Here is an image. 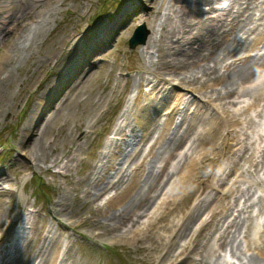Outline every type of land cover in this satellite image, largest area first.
I'll use <instances>...</instances> for the list:
<instances>
[{
	"label": "rangeland",
	"instance_id": "374dc122",
	"mask_svg": "<svg viewBox=\"0 0 264 264\" xmlns=\"http://www.w3.org/2000/svg\"><path fill=\"white\" fill-rule=\"evenodd\" d=\"M148 1L149 0H142L138 6L134 5L136 4L135 0H51L49 2L41 3L39 4L41 5L39 10H35V8L33 9L34 13L32 17L35 20L31 19L28 24H22L20 31L25 32L28 31L27 29H35V25L33 24H40L39 21L42 19L43 22L40 26L47 24L48 30L49 32L51 31V33H49L48 36L47 34L44 35V38H39L41 35L36 36L34 42L30 43L32 46L30 50H26L24 52L22 51L21 53L20 49H17L16 52L15 50L8 49L6 55L1 57V63L3 62L2 67L7 69V71L13 76V83L9 89L6 85H1L0 87V109L2 106L10 108V111L0 116V145H3L7 148V150H12L9 154L3 157L2 162L7 163L13 154L17 155L19 153L22 160L9 173V176L11 177L9 178V181L6 182L8 184L7 188L14 192L15 197L11 198V204H5V206H9L6 207L7 209L9 208V211H5V220L1 223L2 225H0V240H6V242H8L11 238L8 233L1 237V232L6 229L9 219L15 218L16 220H23L24 223H29L32 219L36 220L34 217L27 216L25 214L28 210H30L31 206L37 207L38 202H40L41 193L38 190L47 191V198H49L50 202L42 210L39 209L41 222L36 228L37 230L34 229L27 235L29 238H32L35 235L38 236L42 226H45L43 238L47 235V239L42 242H46L45 248L46 250L48 249V251L38 255L36 246H25L20 259L16 262V264H47L50 260L52 261L55 251L58 250V246H60V243L63 241H58L57 244L50 242V234L47 232L49 228L52 229V232L62 233L63 236L68 238L70 242L72 239L67 236L68 233L66 232L72 233L76 238L72 251L65 261V264H153V254L149 253L147 250H141V246H143L142 240L134 244L126 242L118 243L116 241H112L108 235L103 236V228L96 226L97 224L92 226L80 224L82 221L81 217L84 216V214H90L98 221H101V219L103 221V217L101 215L100 218L99 214L94 212L95 208L91 203L85 202L88 197H85V192L83 193L81 191V187H84V190L89 187L88 189L89 191L91 189V194L96 193V191L92 189V186L90 187L91 181H84V185H76V182L85 176V171H80L78 163L74 164L73 169L69 172V175L71 174L72 177L69 179H63L61 175H53L50 172H47V169L50 168L51 170H54V172L63 173V170H61L58 165H53L51 163L52 160L56 156L62 158L63 153L70 145L71 136L72 138H78L79 136L77 133H82L79 130L78 132L76 131V127L80 121L84 127L86 124L94 121L93 117L97 114V112L100 114L99 112L102 109L100 108L101 102L98 104L94 102L96 94L104 91L106 96H108L111 88L115 84L114 75L106 76L108 74L109 65H103V70H100L102 65L94 69V73H91L83 80L77 89L78 91L76 95L67 101L58 116L49 123V128H47V131L40 138V144L45 146H43V149H40V152L43 153L44 156L46 155L45 160L42 161L39 158H32L33 155L30 153L33 150V145L35 144V140H32V135L33 133L40 132L38 128L35 129L36 132L31 131V127H35L36 125L35 118L33 117V110L39 105V96L49 95V97H52L55 86L59 85L62 79H66L65 74H67L69 70L68 67L72 66V64H76L78 60L81 59L80 57H82V55H80V50L89 51L90 47L96 41H99L100 36L103 37V42H106L104 39L107 38L109 44L104 45V47L98 45V48L101 49H99V51H95L96 53H93L89 60L91 62H95L100 55H104L105 50L106 53L117 56L115 53L120 50V53L117 56L119 61L117 62L118 68L114 69V71L131 72L133 77L130 81L141 76H151L152 78H155L151 75V69H156L157 71L164 73L165 71L159 63L161 58H164L167 62L172 61L175 62V64L178 63L175 57L171 54L164 53L162 57L159 56V53L155 52L156 49L153 48V43L156 47H158L159 44H165L167 51L169 50V44H171L175 39L170 41L164 40L162 33V37L160 38L161 29L158 26L163 25V32L167 29L169 24L172 25L173 23H176V19L170 15L174 14L176 9L177 12L180 11V7L184 6L185 3L180 1L175 5V0H159L156 3V7H159L160 10L158 14H155L157 15L156 17L154 15L149 19H138L141 15V11L145 10L146 14L150 11L151 7ZM136 7H138L137 10L135 9ZM251 8L252 5L249 9ZM186 11L189 10L186 9ZM123 15L127 16V18L121 19ZM39 17L41 19H38ZM240 20L246 21L249 26H255V23H249L245 16H241ZM153 22L154 27H152ZM258 23L264 24V21H259ZM108 24H112L111 28L118 24V29L115 31V29L112 28L113 30L109 33L107 31L109 30ZM142 24L145 25L146 30H148L149 35H151V42L149 44L147 43L146 46H137L131 51L128 49V40L134 29ZM38 31L39 30L36 29L32 36ZM100 31L102 32L100 33ZM71 33L74 34V37L67 36L71 35ZM242 34L243 33H239L237 38H244L245 36ZM220 36L221 35L216 36L212 42H210L208 47H206L200 54H208L209 50L220 39ZM64 38L70 40V42H68L69 44H67V48L63 51V54L61 50L56 58H53L54 61L52 60L51 62L44 63L42 65L39 78L40 85L32 88V96H29L26 93H21V95H19L18 92L23 89L22 80L26 78V75L33 74L34 69H37L39 64L43 63V56H46V54L49 53L47 50H49L50 44L51 47L55 45L58 47L59 41ZM214 40H216V42H213ZM20 42L21 41H19V43ZM71 42L73 43L70 44ZM143 49L148 53V56L151 57L148 61H143L139 57V54ZM123 52L126 54L123 55ZM179 60L186 61L184 57H179ZM37 70H35V72ZM192 72L196 74L198 69H192ZM86 73L87 69L83 68L82 72L77 74L76 79L80 75L84 76ZM164 74L165 77L171 78V81L164 84V86L171 87L173 83L178 82L181 78V76L169 77L168 75L170 74V71ZM200 75L201 74L198 76ZM201 81L202 80L196 82L195 84L197 85V83ZM71 82H73V80ZM48 88L49 91L47 90ZM130 90L131 88L128 87L127 91ZM144 90L141 94H144ZM138 91L139 89L136 90L135 93L138 94ZM204 92L208 96L211 95V90L209 89ZM105 93L102 97L105 96ZM16 95H19V98L22 97V100L18 104L13 100V96ZM115 95L116 93H114V96ZM58 98L59 96L57 97L56 94L54 102L47 100L44 106L39 105L41 111L50 110L51 113L53 111L52 109L54 104H58L60 99ZM144 102V95H141L139 103L142 105ZM136 105L137 104L135 103L131 105L132 113L127 118L130 130L135 125ZM148 111L151 114L153 108H149ZM110 113L111 112L108 114L110 115ZM250 113L253 115L252 112ZM40 115L41 114L37 117ZM46 117L47 116L44 117V121L42 123H45V121L51 116L48 118ZM111 123L113 122L111 121ZM27 125L30 126L28 127ZM103 128L104 126H101L97 132L102 131ZM82 130H84V128ZM250 130L253 132L252 136H255L256 134H263L264 119L258 120L252 125ZM27 135L29 136L28 143L26 146H22L20 143L25 141L24 139ZM88 146L89 143H86L85 140L84 148H87ZM118 150L119 148L116 151ZM122 158V154L117 156L116 163L121 161ZM61 160L64 161V158ZM218 163L219 166H224L226 158L219 160ZM95 175L96 174H92L91 176ZM217 178L218 176L210 178L206 181V183L213 186L215 185L213 183L216 182ZM252 180L253 177L242 173L238 185L243 189L251 186L249 194L250 200L259 207V199L264 197V190L256 184L252 185ZM42 182L44 185H42ZM229 188L225 190H229ZM34 197H37V200ZM234 197L235 194L232 193V196L227 198L225 203L221 202L222 205L220 203H216L219 205V208L222 209V212L216 216V220L222 219L223 221L229 216L227 211L223 210V205L233 203ZM4 200L6 202L7 197H4ZM243 201L244 200L242 199L239 204ZM183 204L185 205V202ZM53 205H55L54 207L56 208L58 207V210L60 207H62V210H65L64 214L58 217V220L63 219V221L69 219V222L65 227L58 226V221L52 219L51 209ZM180 212H182V210H179L177 215ZM35 213L36 211H34V214L31 215H35ZM44 213L48 218L45 219ZM167 219L169 220V216L166 218V221ZM257 221L258 219H256L253 224H257ZM99 229H102V232L100 233V237H96L95 234ZM240 230L242 231V229ZM149 235H153V232H150ZM51 236L54 237L53 233ZM23 237L26 236L23 234ZM199 238L201 239V236H199ZM199 240L198 242L200 243V246L197 247V249L203 253L204 250H207V243H205L207 240H204L202 243V240ZM18 244L24 246V238L20 237ZM248 249L249 248L240 234L237 243L235 244V251L241 257L244 258L246 256L248 258L252 253V251H247ZM109 250H111L112 254L109 253ZM195 258L200 259V257ZM45 259L47 262H45ZM166 263L169 264L167 260L162 264ZM262 263L264 264V261Z\"/></svg>",
	"mask_w": 264,
	"mask_h": 264
},
{
	"label": "bare ground",
	"instance_id": "6f19581e",
	"mask_svg": "<svg viewBox=\"0 0 264 264\" xmlns=\"http://www.w3.org/2000/svg\"><path fill=\"white\" fill-rule=\"evenodd\" d=\"M180 1L182 3H185V5L182 6V8H188L189 13L185 15L184 13H182V8H181L180 14H175L174 16V19H176L177 21L176 23H173L172 25L169 24L167 29L163 32H162L163 25L158 26L161 29L160 32L163 34L164 40L170 41L176 38V40L173 41L171 44V46H173L175 49H178L179 46L174 45V42H177L181 45L187 43L188 37L186 35L188 33L190 35V33L194 30L197 24L195 21L198 20L199 18L201 19L202 9L199 8L200 9L199 10L197 9V7H201L203 6V4L212 3V0H175V5ZM19 2L20 0H7L5 2H0L1 7H4V5H9L8 7H12L15 10L11 18L9 17L7 19L8 24H12L11 26H7V28L11 29L13 27L14 35L12 36L11 40H8V38L6 39V37L0 38V53L4 52L7 49L15 50V52L17 49L18 50L20 49L21 53L22 51L24 52L26 50H30L32 48L30 43L34 42V39L36 36L41 35V37L39 38H44V35L47 34L48 36L49 33H51V31L49 32L48 30L47 24L40 26L43 20L39 17L38 19H41V21L39 22L40 24H33L35 25V29H28L27 32H24V33L22 32L19 36L18 31L15 32L16 27H18L19 24H21V22H25V21H29L33 19L32 16L34 13L33 12L34 6H32L31 4H24L23 6H21L19 5ZM148 3L151 6V14L152 15L157 14L159 12V9L156 7V0H149ZM253 4L255 3L253 2ZM233 5L237 6L238 14L239 16H241L240 13L242 12V10H241V5L239 1L234 0ZM175 12L177 13V9L175 10ZM209 14H211V12ZM228 14L229 16H231L230 12ZM233 18H235V16ZM237 24H239L242 29H244L245 26L247 25L245 21H238V20H237ZM239 25H237V27H235V25L232 26L230 28V33L229 34H227V32L224 33L217 42L216 40H214L213 42H216V43L213 45V47L211 48V50L209 51L207 55L199 54V53H202V50L204 48H206V47H203V49H201L199 53L192 51L191 53L186 54V58H187L186 62H179L175 64V62H172V61H168V62L165 61L164 58H161V60L159 61V63L161 64L162 68L165 71L164 73L170 71V74L168 76L170 77L182 76L183 77L180 79L179 82H177L178 85L182 86V88L188 89L192 87L191 89L197 93L198 91L204 93V91H206L207 89L211 90L212 95L210 97L212 98L213 96H215L214 101H219L221 103V104L219 103L218 106L223 112L222 117H223V123L225 127L227 125L231 126L232 124H237L240 126V130L242 131L240 135H237L236 137L229 139L228 145L232 141L236 142V141L246 139V142H247L249 139H251L252 136L247 132V130L249 126L254 123V121L250 117L248 118L246 117L245 120L241 121L237 115L241 112V109L233 110V112H230L228 110L229 106L227 108L224 107V105H227V102H225L224 100L231 99L230 102L228 101V103H234L233 108L235 109V107L240 105L239 102L245 103L243 98L249 95L252 99V102L244 104V111H249V110L254 111L255 108L260 107L261 106L260 103L264 101V95L261 94L264 91V80L260 84L254 86L251 90L246 91L243 89V86L246 83L250 82L251 78L257 73V70L264 66V57L260 56L258 58H253L251 60L243 62L241 65H237L235 68H232V69H230V67H227V71L228 70L229 71L227 75L225 74L224 76L220 75L217 70V66L220 64H223L224 60L230 57L233 53H237L241 51L242 49H245L248 46L250 47V52H253L256 49L258 50L259 46L264 47V40H263L264 28L260 31L257 39L251 45H247L245 43L239 44L233 39H231L233 34H235V28H238ZM116 28L117 27H115V29ZM36 29H38L39 31L35 33V35L32 36V34L36 31ZM67 36L74 37V34L71 33V35H67ZM151 39L152 37H150L148 44L151 42ZM213 39L214 38H212V40ZM19 41L21 42L19 43ZM68 42H70V40H67L64 38L63 40L59 41L58 47L56 45L51 47V44H50V48L49 50H47L49 53L46 54V56H43V63L39 64V67H37L38 70L35 68L33 71V74L26 75L25 76L26 78L22 80L23 89L18 92L19 95H21V93H26L29 96H32L33 94L32 88L34 86L40 85L39 78H40L42 65L44 63L51 62L53 58H56V56L61 52V50L63 54V51L67 48V44H69ZM72 43L73 42H71L70 44ZM96 45L97 44L94 43L92 49L96 48ZM153 47L156 48V52L159 53V56L161 57L164 55V53L169 54V51H167L165 44H162V45L159 44V46L156 47L153 43ZM80 55H82V53H80ZM178 60L179 59L177 58L176 61ZM68 68L74 70L73 75L74 73L81 71V66H78L77 64H72V66ZM192 69H198V72L194 74V72H192ZM35 70L37 71L35 72ZM151 72L154 74L155 78L159 79L160 81H165L164 73L159 72L156 69H151ZM88 74H86V76H88ZM199 74L201 75L198 76ZM200 80H203V81L198 83L199 85L195 87L196 89H193L194 84ZM62 81L64 82V79H62ZM145 81L147 80L143 78L140 81H135V83L140 85ZM12 83H13L12 74L8 72L7 69L3 68L2 63L0 62V87L1 85H6L8 86V89H9ZM237 84H238V90L236 89ZM65 86L68 88L69 83L66 82ZM47 90L49 91V88ZM69 91L70 93L68 95V98L70 99V97L75 96V93L77 92V90L76 88H72ZM56 94H57L56 92H53L52 97H49V95L39 96V99H40L39 105L43 106L44 100L46 101L49 100L51 102H54ZM19 95L13 96V100L17 104L22 100V97L19 98ZM100 95H101L100 93L96 94V97H98L96 100L97 103L103 101L104 99V97H99ZM39 105L35 107V109L33 110L34 112L33 117L35 118L36 125L35 127L33 126L31 127V131L36 132L35 129L38 128L40 132L33 133L32 135V140H35V144L33 145V150L30 153L33 155L32 158H37V159L39 158L42 161H44L46 155L44 156V154L40 152V149H43V146H44L40 144V138L47 131V128H49V123L54 118H56L58 114L61 112V108H58L53 113V115H49V111H46V110L41 111ZM8 111H10L9 107L2 106L0 109V116H2L4 113ZM39 114L41 115L37 117ZM145 115H146L145 117L149 118L148 120H150L149 126L145 130V133H143L140 136L139 141L137 142L135 148L129 154H125L123 157V160L125 162L130 161L131 167H135L136 173L133 172L134 169L131 172V174L134 176H131V174H127V169L121 166V164L124 161L120 163V166L118 168L119 171L115 170V168L110 163V161H107L109 163L110 170L112 171L115 170L116 172L114 173V176H111V177L117 178V181L108 180L107 182H105L104 181L105 178L102 177L100 178L101 182H97L94 185H92V189L97 191V193L94 194L95 199L92 202V205H94V203L99 199V197H101V194L105 193L107 190L110 191V193H115L116 192L115 190H117L116 195L110 198L107 204L105 205L104 207L105 211L100 208H95V209L97 211L98 210L103 211L101 213L103 217V222L99 224L103 228V235H108L110 237H113L116 239V241H120V242L122 241L124 242L126 240L131 241V239H135L137 241L141 238L146 237L147 231L143 228V222H142V227H138L135 232L133 231L136 229L135 224L136 223L139 224V218L141 217V214L145 211V209L147 210V207L151 208L149 207V205L153 202L155 195L156 193H158L160 187L164 183H166L168 180H170L171 178L178 176V174L181 172V170L184 167H188L189 170L191 167L193 168L196 166L198 168L201 167V164L204 161V158L206 157L205 153H202V154L199 153V155L196 158L191 157V155H189L188 153L183 155V157H178V155H176V151L180 147L181 143L183 145L184 141L185 142L192 141L191 143L192 149L194 152H196V154L199 152L197 150L199 147L205 148L204 144L198 143L199 141L196 140V138H194L193 136H191L190 131H191L192 123H196L198 125L197 128L199 127L205 128V136L207 137V139L211 138L214 135L216 129H218V125L215 119L212 118V115L210 116L208 115L206 116L205 123H203L202 117H197V118L191 119L190 122H188L187 127L183 131L180 127H177L174 132L170 133L169 130L171 128L170 127L171 123L170 122L167 123L169 120L166 119V123L164 124V127L161 129L160 134L155 144L152 146L149 155L145 156L142 162L141 161L136 162V160H138L140 155H142L143 153V145L138 149L139 144H143L142 141L145 138H150V136L154 132L159 130L158 122L160 118L147 115V112H145ZM45 116H47L46 118H48L49 116L51 117H49L45 121V123H42L44 121ZM124 121L125 120H123L122 122ZM136 123L138 127H141L142 123H139V122H136ZM123 125L125 126L126 123L124 122ZM123 125L122 126L119 125L118 127L119 132H122ZM27 126L29 127L30 125H27ZM80 127H81V123L77 125V128H80ZM89 128L90 127L88 125L86 126L85 130ZM197 128L194 129V133ZM258 139L260 140V138ZM24 140L25 141H22L20 143L22 146L23 145L26 146L29 140V136L28 135L25 136ZM70 143L72 147L76 146L75 139H72ZM216 146H219V144L215 145V147ZM46 149H49V148H46ZM213 154L217 156L219 152L218 153L213 152ZM252 156L253 154L247 153L245 155V160L247 161V159ZM104 159H105V155H104ZM146 159H150L149 164H148L149 166L145 165ZM74 161H75V156L67 157V162L70 163ZM253 161H251V164L253 163ZM235 162L233 160L232 161L229 160V164L231 165L230 169H236L237 162L236 163ZM53 163L59 164L58 158L54 159ZM160 164H162L161 167H160ZM256 166L258 167L260 166L258 173L263 171V176H264V165H262L261 162H257ZM145 167L149 169L146 170ZM64 169L65 170L68 169V164L64 165ZM47 171H50V170L47 169ZM187 171L182 173L180 179L178 180V185L175 189V191L177 190V192L175 195L171 188L167 194L165 192L163 193L164 189L162 190L161 195L162 197H164L165 202L174 201L176 199V195L183 196L186 189L189 188V185L192 183L194 179L193 176H195L196 173L195 172L193 173V176L190 178L188 182H184L185 179L182 180V177ZM246 171L247 169L243 170L244 173ZM224 172H225V169L221 173L222 178L220 180V183L222 186L225 185L227 181V178L223 176ZM236 173L237 172H235L233 175H235ZM66 177H67V174H64V178ZM255 184L258 186H264V181L258 179ZM207 188L208 186L206 185L204 189L206 190ZM239 190L241 191V188H239ZM110 193H108V195ZM249 194H250V191L248 188L243 189L241 197H243L244 195L250 197ZM108 195H106V197ZM93 198H92V195H89L85 202L87 203L91 201ZM213 203H215V199L213 195L211 193H207L205 197L202 200H200L198 204L194 207L193 212L198 213L203 208H207ZM263 203H264V200H263ZM172 204L173 203L170 204L169 202V204L167 205V208L171 207ZM225 207L231 210L233 208L236 209L237 205L235 207H232V206L229 207L228 205H225ZM248 210L249 208H244L245 213L248 212ZM233 212L234 211H232L230 215H232ZM258 215L263 217L262 221L264 223V207H260ZM247 217H250V216H247ZM59 223H63V222L59 221ZM129 223H132V226L130 228V231L128 230L127 232L124 229H125V226ZM134 227L135 229L133 230ZM188 228L189 226L188 224H186L184 226L183 231H185ZM234 228H236V223L234 225L228 224L226 228H224L223 226L221 228L222 230L219 231L220 233H219L218 238L215 239L213 242L214 244L213 251H211L212 245H210L207 248V250H204V252L202 253L201 260L198 264H222L220 261V258H221L220 251L224 250V248H229V252L231 253V255L233 257H236L237 255L235 252H233V247H234V244L238 236L236 235L235 231H232ZM207 231L208 233L214 232L210 227L208 228ZM183 236H184L183 232H180L171 241V245L166 253V255L169 258L176 257V255L174 254L173 247L179 246V243L181 242V239L183 238ZM244 238L246 240L248 248L252 250L251 247H254V250L258 251L256 256L264 260V239H260V238H264V234L255 233L251 219L247 221ZM146 239L148 241V238ZM258 240L262 241V244H263L262 246L255 245ZM56 241L57 239H55V242ZM155 241L156 239H152L148 247L146 245V246L141 247V249H145L147 251L153 250ZM43 248L44 247L41 246L39 249V252L44 251ZM4 249L5 248H3V251ZM210 251L212 254L210 253ZM0 255H2V250L0 251ZM9 255L10 253H7L6 257H8ZM6 257H4V259ZM189 261H190V264H197L195 263V261H191V260ZM240 261L243 264H259L258 260L255 258H252L248 262L240 258ZM0 264H4V261L0 262Z\"/></svg>",
	"mask_w": 264,
	"mask_h": 264
},
{
	"label": "water",
	"instance_id": "95a60500",
	"mask_svg": "<svg viewBox=\"0 0 264 264\" xmlns=\"http://www.w3.org/2000/svg\"><path fill=\"white\" fill-rule=\"evenodd\" d=\"M145 33H142L141 35H139L138 37H137V41H133V43H132V45H135L137 42H144L145 41Z\"/></svg>",
	"mask_w": 264,
	"mask_h": 264
}]
</instances>
